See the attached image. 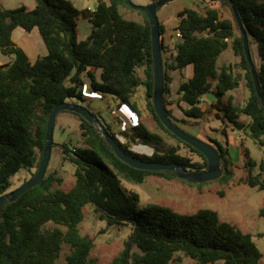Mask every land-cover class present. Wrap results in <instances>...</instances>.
Returning <instances> with one entry per match:
<instances>
[{
    "label": "trees",
    "instance_id": "1",
    "mask_svg": "<svg viewBox=\"0 0 264 264\" xmlns=\"http://www.w3.org/2000/svg\"><path fill=\"white\" fill-rule=\"evenodd\" d=\"M34 1V6L27 9L22 5L3 7L0 0V52L10 58L0 64V196L6 193L11 176L19 169L37 168L50 111L69 98L85 101L84 73L90 91L116 96L136 117L134 123L120 132L134 143L152 149L150 153L131 150L110 125L103 124L123 150L144 160L176 163L195 172L207 167L205 157L168 131L153 111L151 31L144 12L130 8L124 0H97L93 10L77 8L70 0ZM217 1L230 9L232 18L222 17L217 8L207 6L202 10L190 6L177 11L174 29L179 30L180 36L175 35L170 63H163V108L172 120L182 123L213 114L243 131L253 143L264 146V107L255 91L243 37L231 7L235 6L249 48L252 43L256 45L261 62L254 65L255 73L264 95V0ZM121 7L137 11L143 20L126 18ZM79 18H87L90 23L83 39L77 36ZM17 27L27 32L37 29L45 53L30 59L12 39V31ZM159 33L164 52L168 37L164 36L160 21ZM229 45L239 57L238 66L243 73L233 63L217 64ZM188 65L192 66V74L181 82L174 106L183 115L180 118L166 106L165 94L169 91L166 69L182 70ZM138 68H142V76L137 73ZM92 70H98V79ZM242 79L248 95L243 103H236L230 91ZM139 85L144 86L146 109L158 129L195 152L201 162L180 154L177 145H166L162 134L140 120V110L133 100ZM207 92L215 97L208 107L201 105ZM241 115L249 120L245 122ZM77 116L82 146L59 144L63 159L74 165L72 184L61 188V177L44 174L37 185L14 201L2 204L0 264H54L64 247L68 248L64 264H99L91 256L93 239L79 230L87 203L93 205L98 218L108 226L131 224L123 247L103 264H170L179 259L177 253L197 264L259 263L262 253L252 234L220 219L211 208L183 213L154 202L138 208L139 194L124 190L121 179L142 183L150 175L165 179L177 176L172 170L137 169L126 164L116 157L96 125ZM210 141L221 157L223 173L218 181L226 183L233 177L228 142L223 146L216 139ZM245 153L249 154L247 148ZM247 167L248 173L239 178L240 182L264 190V162L256 163L248 157ZM255 167L257 172L253 171Z\"/></svg>",
    "mask_w": 264,
    "mask_h": 264
},
{
    "label": "rangeland",
    "instance_id": "2",
    "mask_svg": "<svg viewBox=\"0 0 264 264\" xmlns=\"http://www.w3.org/2000/svg\"><path fill=\"white\" fill-rule=\"evenodd\" d=\"M71 3L80 9H91L96 7L97 0H70ZM137 5H148L155 0H131ZM33 0H2V6L7 8L25 6L32 8ZM196 7L203 9L204 7L217 8L222 17L232 18V13L227 6H221L217 0H170L156 9L158 20L163 24L165 33L168 35L167 49L162 51V60L166 65L170 63L174 43L176 42L175 27L177 21L175 16L178 10L183 7ZM120 11L126 18L142 21L143 16L135 10L128 7H121ZM77 29L78 39H83L87 36L90 30V23L87 18H79ZM21 29V28H19ZM26 33L23 29H21ZM37 31V30H35ZM37 33V32H36ZM27 35V34H25ZM30 33L28 36H32ZM35 35V34H34ZM39 41L41 38L36 34ZM35 37V36H34ZM42 42V41H41ZM252 59L254 65L260 64V58L257 54V48L254 43L250 45ZM8 59V56H0ZM233 63L236 70L243 73L239 66V57L234 55L231 46L227 47L219 56L217 64L220 63ZM165 65V67H166ZM170 75L171 70L166 69ZM192 70V66H186L182 72L187 76ZM142 68L137 69V73L142 76ZM68 82V81H66ZM145 89L143 85H139L133 96L138 109L140 110V120L144 122L150 129L158 131L162 134L166 145H177L179 153L187 156L193 162H201L202 159L182 143L178 142L175 138L160 131L151 115L146 109L145 104ZM230 93L233 95L235 102L243 103L248 95V90L245 82L242 79L239 86ZM176 99V98H174ZM215 100L212 92H207L202 96L201 105L210 106ZM68 102L77 103L85 106L93 112L101 121L102 124H108L111 130L117 133L118 138L128 143L129 148L138 153H150L152 150L143 143H134L127 136L120 131L125 130L130 124L136 121L134 114H131L122 102L112 94H104L87 98L86 101H80L76 98L67 99ZM174 113L181 118V112L174 108ZM241 119L247 122L249 117L241 115ZM173 121L181 129L187 133L196 136L204 141H210L209 136L216 138L223 146H226L228 140L229 151L228 158L231 160L230 168L233 170V177L226 183L218 181V179L199 182L187 178H173L165 179L159 176L150 175L142 183H132L121 179V186L126 191H135L139 194L140 199L138 208L143 207L145 204L154 202L163 205H168L174 210L191 213L198 208H211L215 210L219 218L236 225L244 232L252 234V238L257 244L262 256L258 264H264V213L261 209L264 206V190L257 187H250L241 183L239 178L245 177L248 173V157L253 159L256 163L264 162V146H258L253 143L244 132L235 129L231 124L223 122L221 119L216 118L213 114L199 118L191 119L190 122L182 123L178 120ZM225 128V133L223 129ZM237 137V138H236ZM68 143L70 147L82 146L79 135V118L77 114L68 110H62L57 113L53 123L52 133V146L50 150V158L45 170V174H55L61 177V188H68L74 180V165L63 159L59 144ZM243 142V143H242ZM212 143V142H211ZM245 148L249 150L246 155ZM37 168L31 169L21 168L10 178V185L6 193L18 188L24 181L28 180L32 174L36 172ZM189 171H194L188 168ZM254 172L258 168L253 169ZM55 186L57 184L55 183ZM84 217L79 224L81 234L90 236L93 239V248L91 256L97 258L99 264L108 262L115 256L118 251L123 247L124 241L130 234L131 224L128 223L124 226H108L105 220L99 219L94 212L91 203L85 204L83 207ZM68 252V248L64 247L59 258L54 264H64V255ZM179 259L171 262L170 264H197L193 259L182 253H177ZM212 264V263H207ZM214 264H221L220 262Z\"/></svg>",
    "mask_w": 264,
    "mask_h": 264
},
{
    "label": "water",
    "instance_id": "3",
    "mask_svg": "<svg viewBox=\"0 0 264 264\" xmlns=\"http://www.w3.org/2000/svg\"><path fill=\"white\" fill-rule=\"evenodd\" d=\"M168 1L170 0H155L148 5L142 6V5L134 4L131 0H124L125 4L130 8L144 12L150 24V31H151L150 40H151L152 71H153V90H152L153 111L160 120V122L162 123V125L168 131L174 134L178 139L182 140L183 142L189 144L191 147L199 151L205 157L207 162V167L201 172H195V171H189L188 169L176 163H162L156 161H148L135 157L122 149L119 143L105 129V126L101 123L99 118L88 108L77 103L64 101L57 104L50 111L48 115V121L46 124V133H45V145L42 154L39 158L36 172L34 173L33 176H31L28 180L24 181L15 190L1 195L0 207L5 201H14L26 190H28L34 185H37L43 179L50 158L54 119L57 113L62 110L75 112L80 116H82L84 119H86L88 122L96 125V127L100 130L103 138L114 150L116 157H118L121 161L125 162L131 167L137 169H145V170H172L175 173V175L179 178H187L199 182L215 180L222 175L223 169L220 167L221 157L219 154V150L211 142L204 141L181 129L166 114L163 108V94H164L165 80H164L163 60H162V51H161V42H160V33H159V20L156 14V9ZM231 7H232L233 15L235 17V21L239 26V29L243 37L244 55L249 65L255 91L260 99L261 104L264 107V95L260 91V85L255 73V66L251 59L247 36L243 27L240 24V20L236 12L235 6L231 4Z\"/></svg>",
    "mask_w": 264,
    "mask_h": 264
},
{
    "label": "crops",
    "instance_id": "4",
    "mask_svg": "<svg viewBox=\"0 0 264 264\" xmlns=\"http://www.w3.org/2000/svg\"><path fill=\"white\" fill-rule=\"evenodd\" d=\"M33 2L35 4L34 0H33ZM1 4H2V0H1ZM34 4H33V6H34ZM27 9H31V8L27 7ZM175 20L177 21L176 16H175ZM35 30H37V29L34 28L29 32L25 31L26 33H24L21 29H19V27H17L12 31L13 41L18 46L22 47L26 51V53L28 54L29 58L32 60L34 58H36L38 55H43L46 51L43 43L41 42L42 40L39 41V39L37 38L36 34H39L38 31H35ZM30 33H33V35L28 36ZM25 34H27V35H25ZM164 36L167 37L168 35H166V33H164ZM169 42H171V41L170 40L167 41V43H169ZM173 54H174V51H173ZM173 54H172V56H173ZM2 55L3 54L0 52V56H2ZM9 60H10V58L4 59V58L0 57V64L6 63ZM182 70H171L170 75L167 73L169 91H168V93L165 94L166 106H167V108L172 109L173 113H174L175 101L179 96V94H178L179 86H180L182 81L187 80L192 74V70H191L187 76H184ZM93 74H94L95 78L98 79V75H99L98 70L93 71ZM83 80L85 82V85L83 87V97H84L85 101L87 100V98L94 97V96H100V94L93 93L92 91L89 90L88 78L86 77L85 73H84ZM174 98H176V99H174ZM234 101H235V99H234ZM180 105L182 107H186V104L184 102H180ZM124 106L129 112H131L126 105H124ZM131 114H133V113L131 112ZM208 136H209V139H216L210 135H208ZM227 142H228V140H227ZM228 147H230L229 144H228Z\"/></svg>",
    "mask_w": 264,
    "mask_h": 264
},
{
    "label": "built area",
    "instance_id": "5",
    "mask_svg": "<svg viewBox=\"0 0 264 264\" xmlns=\"http://www.w3.org/2000/svg\"><path fill=\"white\" fill-rule=\"evenodd\" d=\"M175 35H176V36H180V32H179V30H176V31H175Z\"/></svg>",
    "mask_w": 264,
    "mask_h": 264
}]
</instances>
